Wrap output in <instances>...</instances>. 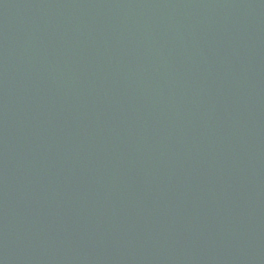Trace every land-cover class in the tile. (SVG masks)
Masks as SVG:
<instances>
[{
  "label": "water",
  "instance_id": "95a60500",
  "mask_svg": "<svg viewBox=\"0 0 264 264\" xmlns=\"http://www.w3.org/2000/svg\"><path fill=\"white\" fill-rule=\"evenodd\" d=\"M0 264H264V0H0Z\"/></svg>",
  "mask_w": 264,
  "mask_h": 264
}]
</instances>
